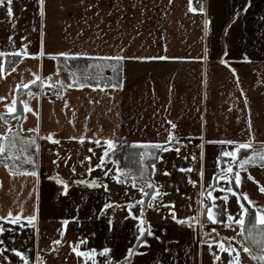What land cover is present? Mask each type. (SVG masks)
Listing matches in <instances>:
<instances>
[{
	"label": "crops",
	"instance_id": "1",
	"mask_svg": "<svg viewBox=\"0 0 264 264\" xmlns=\"http://www.w3.org/2000/svg\"><path fill=\"white\" fill-rule=\"evenodd\" d=\"M24 2L28 4V7L21 12L19 11L21 0H15V20H8L7 23H4V9H0V50H12L9 47L10 42L7 36L12 33L13 23L16 25L13 36L16 47L20 46L22 43L20 37L24 36L31 41L29 49L31 51L37 49L40 39L39 32L33 31L32 28L33 26L39 28L40 18L36 13L33 0H24ZM112 2L113 0H102L105 12ZM122 2L128 6V11L125 13L121 26L117 28L116 17L119 13L114 12L111 17L105 18V23L100 25L104 31L103 39L89 40L86 45H81L76 35L85 26L80 21L81 13L76 7L77 0H46L44 47L49 52L75 51L78 48L87 47L89 50L101 53H112L117 50L111 47L112 45L123 43L127 45L124 52L126 56H165L168 58L122 61L123 89H105L101 92L99 89L93 91L88 88H72L65 92L63 98L53 95L50 89L40 99L39 135L46 136L52 133L53 139L60 140V144L38 139L41 145L38 155L39 183L37 184L31 177L25 178L22 175L10 179L7 171L0 166V181H3V188L0 189V215L5 214L9 208L14 211L19 210L21 205L24 209L23 215L31 214L34 204L39 208L35 229L19 228L17 225H9L7 222L0 221L5 228L17 229L15 232H5L0 235V239H4L8 246L25 251L30 257L31 264H78V258L70 253L66 243L53 246L51 241L59 238L61 218L66 217L72 211L71 202L74 199L80 202L77 198L81 192L89 194L86 201L88 207L101 205L104 195H108L103 194L100 189L93 190L76 186L71 189L73 195L67 200L55 198L54 180L48 179L53 175L46 173L45 164L48 160L57 159V152L60 154L59 159L69 154L66 153L65 147L91 145L87 140L81 144L78 140L66 139L69 136L78 137L84 134L89 137L93 133L113 139L123 136L130 145L134 141H164L168 131L171 130L179 140L175 147L180 148V155H177L174 150L164 152L166 164H158V172L153 179L157 184L162 185L163 191L167 193L160 198L164 202L175 201L173 197L175 194L179 195L177 188L179 191L185 190L183 193L187 199L186 205L189 202L192 207L189 208V205L187 207L176 206L174 203L175 212L178 217L194 215L198 207L197 200L204 199L200 196L201 183L207 187L208 183L212 182L213 174L218 171L217 157L222 151L231 150L233 147L228 144L221 145L218 141L247 139L243 98L239 95L236 80L230 70L219 62L225 50L228 56L224 58L231 60L232 67L236 68L241 85L249 98L253 121L258 128L256 140H264V26L257 24L254 19V13L259 10V7L264 6L259 0H257V8L248 14L246 20L234 25L227 36L223 34L222 28L229 17L233 0H214L210 14L215 19L211 25L212 31L207 36L203 32L200 14L187 13V0H173L172 5H167V0H143V4L150 9L143 17L139 8H131L133 0H122ZM62 3L68 7L62 10L60 7ZM205 3L208 6V0H205ZM154 4L158 6L153 7ZM109 20L112 24L111 30L107 27ZM138 20H143V24L137 25ZM245 22L246 27L243 26ZM66 23L70 25L67 30H65ZM90 23H95V21H90ZM137 28H139V35L136 34ZM118 32L120 35L117 37ZM94 36V29L86 28L85 38ZM104 41H107V44ZM244 51L252 57V63L239 62L240 54ZM199 57L206 58L199 59ZM56 66V62L47 57L42 61L26 58L17 65V71L12 72L5 79H0V95H10V89L21 80L26 82L27 79L32 78V72L39 71L42 76H49ZM60 72L62 76L69 77V81L65 83L70 82L71 73L63 69ZM56 77L52 75L51 80ZM28 99L33 106L37 105V101ZM65 99L68 101L67 108L64 107ZM90 100L99 101V103H89ZM0 112H3L2 107H0ZM27 115L28 119L23 121L24 128L35 127L36 118L30 113ZM168 121L176 127L171 128ZM12 123L15 125L16 122L12 121ZM253 148H264V145L253 141ZM125 149L119 153L121 159L124 152L132 156L133 153L138 155L140 151L148 150L141 147L135 149L125 147ZM193 156L196 159H193ZM223 159L229 160L230 158L224 157ZM121 164L125 166L124 159ZM173 165L176 167L173 168ZM164 167H167L171 175L161 174L159 169ZM220 167H225V165L221 163ZM180 168H191L192 171L181 172ZM201 169L203 170L202 180L198 174ZM249 171L256 180L264 184V169L252 166ZM242 175L245 174L242 173ZM76 176L80 178V175ZM189 176L197 181L195 186L188 183ZM65 179L72 178L65 177ZM107 182L112 200L122 202L127 199L123 194L122 186L111 180ZM34 187L37 191H33ZM242 190L247 191L251 199L264 204V194L259 193L258 186L253 181L245 179ZM130 192L137 199L139 198V193L134 189H130ZM29 193L32 195L29 196ZM230 202L229 210L235 211L237 205L231 198ZM86 212L87 208H84L79 215L84 217ZM124 215L126 212L123 208L116 211L112 233L108 232L106 218L91 222L84 220L79 229L74 222L70 223L65 231V239L74 241L81 234L86 235L94 231L96 236L90 240L89 247H99L108 243L112 247L114 257L118 259L129 246L134 234L132 228L134 222L131 219L121 224ZM169 215L166 208H161L159 213L151 209L146 213L147 219L154 226L157 234L164 238L162 243L152 242V253L157 257L162 256L163 264H173V262L174 264H196L201 259L196 256V251L200 246L192 239L190 229L177 226L170 219H161L162 216ZM22 223L27 225L28 222L22 221ZM212 226L218 228L221 236L234 235L230 229L221 228L218 225ZM164 228L167 229L166 232L161 231ZM12 236H15L14 240L10 239ZM172 241L179 243L172 244ZM166 244L173 250L171 260L168 259V253L162 252ZM53 247L57 248L56 252L49 250ZM203 247L202 264H212L207 245ZM213 248L215 249V245ZM37 253H39V260L36 259ZM8 254L14 264H19L14 255ZM221 256L222 259H226V254L221 253ZM138 259L140 264H147L149 257ZM244 260L246 264H256L247 256Z\"/></svg>",
	"mask_w": 264,
	"mask_h": 264
},
{
	"label": "snow or ice",
	"instance_id": "2",
	"mask_svg": "<svg viewBox=\"0 0 264 264\" xmlns=\"http://www.w3.org/2000/svg\"><path fill=\"white\" fill-rule=\"evenodd\" d=\"M261 5H264V0H259ZM15 0H0V9H4L5 21L15 20L14 14ZM36 8V13L40 18L39 28L33 26V31L39 32V42L36 50L31 51L29 46L31 41L26 37L21 36L22 43L19 47H16V43L13 39L15 35V23L11 25L12 33L7 36V40L10 42L9 47L12 50H0V79H5L12 72L17 71V65L24 61L26 58H32L41 60L45 57L52 59L56 62V67L53 73L49 76H42L39 71L31 73L32 78L27 79L26 82L21 80L16 83L12 89H10V95H0V107L3 108V112H0V166H2L9 174L10 179L17 176H24L25 178L31 177L36 183H39L40 173L36 167L37 157L41 151V145L38 139H46L53 144H60V140L53 139V134L48 133L46 136L39 135V125L41 112L39 110V101L44 96L45 92L52 89V94L63 98L65 92L68 89H92L93 91L99 89L104 92L105 89H123L124 83L122 79H119V72L122 70L121 62L125 60H152V59H167L168 57L159 56H126L124 55L127 45L121 43L120 45H112L111 47L117 49L112 53H101L96 50H89L87 47H81L73 50H61L56 52H49L44 47V28L46 26V0H33ZM214 0H208V6H206L205 0H196V6H194L193 0H187V13H199L200 19L203 25V32L207 36L211 31V25L215 17L210 14V9ZM173 0H167V5H172ZM158 5H153L157 7ZM28 7V4L21 0L19 11H24ZM61 9L68 7L66 4L60 5ZM76 7L80 10V21H82L85 27H82L76 35V39L80 41L81 45H86L89 40H102L104 31L100 25L105 23L106 17H111L113 13H119L116 17L117 28L121 26V23L125 19V13L128 11V6L125 5L122 0H113L105 12L102 7V0H77ZM131 8H139L140 14L143 17L146 11H150L146 5L143 4V0H133ZM257 8V0H233V5L227 21L224 23L222 32L225 36L229 34L230 29L242 20H246L248 14ZM103 13V14H101ZM255 22L264 26V6L259 7V10L254 13ZM95 21V23H90ZM143 24V20H138L137 25ZM246 27V22L243 24ZM70 27L66 23L65 30ZM109 30L112 28L111 21L107 23ZM86 28H92L95 31L94 37L85 38ZM136 34L139 35V28L136 29ZM117 33V37L119 36ZM116 39V37H114ZM107 44V41H104ZM207 51V49H205ZM228 56V52L225 50L219 62L225 65L231 72L232 76L236 80V85L239 89V95L243 98V111L245 114V136L247 139L243 141H236L232 139H222L218 143L221 145L228 144L233 145L231 150H224L217 157L218 171L213 174L212 182L208 183L207 187H204L201 183L200 196L204 199H198V207L195 210L194 215L178 217L175 212V205L173 201L164 202L160 198L167 195L163 191V186L157 184L153 177L158 172V164L165 163L163 153L174 150L177 155H180V148L175 147L179 143V140L175 137L174 133L169 130L167 138L164 141L158 142H137L134 141L130 145L123 136L116 139L98 136V133H93L92 136L86 137L84 134L77 136L66 137L68 140H78L81 144L87 140L95 148L101 150L100 155L96 156L94 147H89L87 152L90 155H85L79 162L85 165L86 172L91 174L99 169L102 176L105 179L99 177H92L91 179L81 174V178L67 180L56 173L54 177H48L49 180H54L53 192L56 199L67 200L73 195L71 189L76 186H82L87 189H100L104 195L101 205L97 207H88L86 201L89 194L83 192L78 196L77 202L74 199L71 202L72 211L66 216L61 218V228L58 230L59 238L51 241L53 246H61L66 243L68 245L71 254H75L78 258V264H140L138 258L149 257L147 264H163V257H157L152 253L153 241L156 243H162L164 238L157 234L154 226L147 219L146 213L148 210H154L159 213L161 208H166L169 212V216H162L161 219H170L177 226H184L191 230L192 239L200 246L196 251V256L201 257L196 264H202V255L205 245H207V251L212 257V264H246L244 257L247 256L256 264H264V204L259 203L257 200L251 199L248 192L242 190V184L245 179L253 181L258 186V191L264 194V184H261L259 180L249 171L252 166H259L264 169V150L259 152L252 150L253 141H256L264 145V140H256V134L258 128L255 126L252 115V107L249 98L244 91L241 81L239 79L236 68L232 67L230 59H225ZM206 57H199V59H205ZM182 59V58H180ZM85 61L86 65H81L79 62ZM72 62H76V67L73 68ZM241 63H252V57L247 51L241 52L239 57ZM103 67L109 68L114 74H117V78L113 80L109 77L102 76ZM61 66L67 69L71 73V80L65 83L61 79L51 80L52 75L59 76ZM39 67V66H38ZM101 69L100 72L95 74L90 73L87 69ZM30 86H37L42 91L33 92ZM26 90L21 93L19 90ZM31 100L37 101V105L33 106ZM99 103V101L90 100L89 103ZM64 107H68V101L64 100ZM31 114L36 118L37 124L35 127L25 129L23 121L28 119L27 114ZM87 119V117H85ZM239 119V117H237ZM15 121V125L12 123ZM70 123L72 121H69ZM171 128H175L176 125L171 121H168ZM87 130L85 126V131ZM32 133L33 135H24V133ZM113 135L115 133L113 132ZM211 142V141H210ZM125 147L135 149L141 147L148 149L147 151H140L138 153V159H130V154L124 152L125 166H121V159L119 153L124 150ZM202 147V145H201ZM241 150L248 152L247 155H241ZM251 150V151H249ZM96 157L97 162L92 163L93 157ZM136 156L135 153L132 154ZM224 157H229V160H224ZM60 158V154L57 152V159ZM70 157H65L64 164H68ZM187 159V157H185ZM193 159H196L193 156ZM87 162V164H85ZM55 164L56 161L54 160ZM129 163L134 164V167L127 166ZM223 163L225 167H220ZM27 165V167H25ZM176 166L173 165V168ZM73 173L76 172L75 166L71 167ZM162 175H171L167 167L159 169ZM181 172H191V168H180ZM244 173L245 175H242ZM203 177V170L198 173ZM108 180H111L115 184L123 187V194L127 197L126 200L118 202L111 199L110 188L108 186ZM189 184L195 186L196 180H192L189 176L187 178ZM223 183H220V182ZM58 186V187H57ZM3 188V181H0V189ZM130 189H134L139 193V198L134 196ZM179 191V189H176ZM33 191H37L34 187ZM217 194L214 195L213 193ZM32 193H29L31 196ZM37 195V199H38ZM230 198L234 200L237 205L235 211H230L231 202ZM219 202V203H218ZM191 208L192 205L189 204ZM87 208V212L84 217L79 215L80 211ZM126 212L123 216L121 224L124 221L131 219L134 223L132 228L134 234L129 246L125 252L122 253L120 258H115L113 255L112 247L108 243H104L99 247H89L90 240L96 236V233L90 232L86 235L81 234L74 241L65 239V231L70 223H75L79 229L84 220L89 222L101 218H106L105 223L109 233L113 232L115 213L118 209H122ZM23 206L19 207V210L14 211L9 208L5 214L0 215V221L7 222L9 225H17L19 228L31 227L36 228L35 222L37 221V213L39 211L38 206L34 204L31 214L23 215ZM89 213H91L89 215ZM27 221V225L22 223ZM212 225H218L221 228L230 229L234 232L232 236H221L217 227ZM17 229L5 228L0 224V235L7 231L15 232ZM166 232L167 229H161ZM15 239V236L10 237ZM172 244H178V241H172ZM215 245V249L213 248ZM50 251L56 252L57 248L53 247ZM163 253H168V259H172V248L166 244L162 249ZM11 253L14 255L19 264H31L29 255L16 247H11L5 244L4 239H0V264H14L11 259ZM221 253L226 254V259H222ZM39 253L36 254V259L39 260ZM67 259V257H65ZM174 264V262H173Z\"/></svg>",
	"mask_w": 264,
	"mask_h": 264
},
{
	"label": "rangeland",
	"instance_id": "3",
	"mask_svg": "<svg viewBox=\"0 0 264 264\" xmlns=\"http://www.w3.org/2000/svg\"><path fill=\"white\" fill-rule=\"evenodd\" d=\"M62 72V71H61ZM60 72V73H61ZM56 79H61L63 80L64 82H67L69 81V77H66V76H62L61 74H59V76H57L55 79H53L52 81H55ZM89 147H94V150L96 152V156L100 155L101 153V150L98 149V148H95V146H92V145H70L68 147H65L66 148V153H69V154H65L64 158L65 157H70L69 160H68V164H64L63 163V160L64 158H61V159H55L56 163L54 164L53 161L54 160H48L47 164H45V171L47 174H51L52 173V177H54L56 175V173H59L60 176L62 178L65 179L66 178H72V179H78L79 177H77L76 175H80V178H81V174H83L85 177L91 179L92 177H99L100 179H105L103 176H102V173L100 172L99 169L95 170L91 176H89V174L86 172V168H85V165L81 164L79 161L83 159V157L85 155H90L88 152H87V149ZM125 149V148H124ZM126 150V149H125ZM136 154V153H135ZM119 157H120V154H119ZM124 157V156H123ZM132 157V156H130ZM121 159V158H120ZM131 159H138V155L136 154L135 157L131 158ZM123 161V158L121 159V163ZM97 162L96 160V157L94 156L93 157V160H92V163L95 164ZM51 163V164H50ZM85 164H87V162H85ZM37 169H38V157H37ZM122 165V164H121ZM72 166H75L76 168V172L73 173L71 171V167ZM129 166L130 167H134L135 165L132 164V163H129ZM194 171H195V167H193ZM43 172V171H42ZM75 174V175H74ZM76 176V177H75ZM75 177V178H73ZM72 179H69V180H72ZM185 190H180L178 191L179 195L178 194H175V196L173 197V199L175 201H173L174 203H176V206L178 205H181L183 207H187V205H189V202L188 204L186 205V197L184 195V192ZM182 196V197H181ZM190 208V207H189ZM184 213V211H183Z\"/></svg>",
	"mask_w": 264,
	"mask_h": 264
},
{
	"label": "trees",
	"instance_id": "4",
	"mask_svg": "<svg viewBox=\"0 0 264 264\" xmlns=\"http://www.w3.org/2000/svg\"><path fill=\"white\" fill-rule=\"evenodd\" d=\"M193 3H194V6H196V0H193ZM81 65H86V62L85 61H80L79 62ZM72 65H73V68H75L76 67V62H72ZM61 69H63V70H66V71H68V72H70L69 70H67V69H64L62 66H61ZM87 71L88 72H90V73H93V74H95L96 72H100L101 71V69H96V68H93V69H87ZM124 72H123V68H122V70L119 72V74H118V76H119V79H122L123 80V74ZM102 76H104V77H109V78H112L113 80H115L116 78H117V74H114L113 73V71L111 70V69H109V68H106V67H103L102 66ZM30 88L32 89V91L33 92H38L39 91V87H37V86H30ZM50 90V89H49ZM21 93H23V92H25L26 90H23V89H21V90H19ZM25 98H27L26 96H25ZM28 99V98H27ZM24 135H33L32 133H27V132H25L24 133ZM252 150H255V151H257V152H259V151H261V150H264V148H257V149H255V148H253ZM249 151H251V150H249ZM248 154V152H245L244 150H241V155H247ZM25 167H27V165H25ZM36 167H37V165H36Z\"/></svg>",
	"mask_w": 264,
	"mask_h": 264
}]
</instances>
